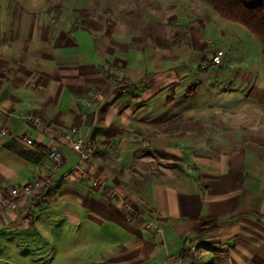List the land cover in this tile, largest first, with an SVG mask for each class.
I'll use <instances>...</instances> for the list:
<instances>
[{"label":"crops","instance_id":"0c3cea01","mask_svg":"<svg viewBox=\"0 0 264 264\" xmlns=\"http://www.w3.org/2000/svg\"><path fill=\"white\" fill-rule=\"evenodd\" d=\"M230 23L202 0H0V196L57 180L29 224L0 215L6 263L264 264V45Z\"/></svg>","mask_w":264,"mask_h":264},{"label":"built area","instance_id":"2783aa9c","mask_svg":"<svg viewBox=\"0 0 264 264\" xmlns=\"http://www.w3.org/2000/svg\"><path fill=\"white\" fill-rule=\"evenodd\" d=\"M216 60H218V58H216ZM24 118L28 123L42 129L44 132L65 138L72 146L71 148H73L79 155L81 163L93 158L98 153V145L95 140L92 139L91 136L88 137L82 134V130L78 126L67 129H56V127L49 123V121H47L44 116L36 113H28L24 115ZM25 139L28 144L34 143L32 138L26 137ZM49 149V156L51 157L52 162H54L53 169L54 171H58L63 163L62 160H64V158L58 149ZM78 169L82 170V166L79 165ZM82 174L89 178V174H87L86 171ZM56 184L57 180L53 177H50L37 180L31 184L17 185L14 186V188L12 187L9 189L10 191L6 195L0 196V215L8 211H19L21 212V215H23L24 220L29 224L32 221L33 216L25 208L24 201L26 199L28 200V198L41 199L42 197L46 199L47 193L45 189ZM94 184L107 185L108 183L105 180L94 178ZM149 225H152V223Z\"/></svg>","mask_w":264,"mask_h":264},{"label":"trees","instance_id":"16d2710c","mask_svg":"<svg viewBox=\"0 0 264 264\" xmlns=\"http://www.w3.org/2000/svg\"><path fill=\"white\" fill-rule=\"evenodd\" d=\"M221 17L246 27L264 45V0L247 4L245 0H202Z\"/></svg>","mask_w":264,"mask_h":264},{"label":"rangeland","instance_id":"374dc122","mask_svg":"<svg viewBox=\"0 0 264 264\" xmlns=\"http://www.w3.org/2000/svg\"><path fill=\"white\" fill-rule=\"evenodd\" d=\"M245 2L247 4L255 3L254 0H245ZM220 18L222 20L226 21V22H229V21L223 19L221 16H220ZM230 24H234L233 26H237V27L241 28L239 31H242L241 33L243 34V36L246 37V48L245 49H250L251 50L254 47V45L252 43L250 44V42L248 41V39H249L248 36H249L258 44L259 47L257 46L258 47V48H256L257 51H261L262 52L263 49H261V48H263V45L261 44L259 39H257V37H255V36H253V34L246 27H244L243 25H240V24H236V23H230ZM40 254H41V257L38 259L37 262H39L40 264H50L51 255L50 254H45V252L40 253ZM5 261H6V257L4 255L0 254V264H8Z\"/></svg>","mask_w":264,"mask_h":264}]
</instances>
